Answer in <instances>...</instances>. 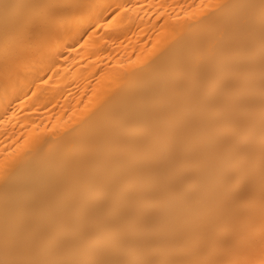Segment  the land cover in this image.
<instances>
[{"label": "bare ground", "instance_id": "obj_1", "mask_svg": "<svg viewBox=\"0 0 264 264\" xmlns=\"http://www.w3.org/2000/svg\"><path fill=\"white\" fill-rule=\"evenodd\" d=\"M0 264H264V0H0Z\"/></svg>", "mask_w": 264, "mask_h": 264}]
</instances>
